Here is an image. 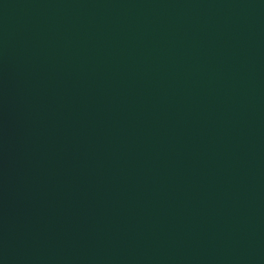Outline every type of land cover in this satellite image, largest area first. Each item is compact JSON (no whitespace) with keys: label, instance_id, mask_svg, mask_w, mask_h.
<instances>
[{"label":"water","instance_id":"obj_1","mask_svg":"<svg viewBox=\"0 0 264 264\" xmlns=\"http://www.w3.org/2000/svg\"><path fill=\"white\" fill-rule=\"evenodd\" d=\"M0 264H264V0H0Z\"/></svg>","mask_w":264,"mask_h":264}]
</instances>
